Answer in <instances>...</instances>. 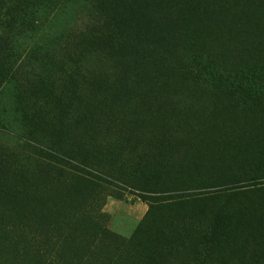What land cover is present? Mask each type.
I'll return each instance as SVG.
<instances>
[{
  "label": "rangeland",
  "instance_id": "rangeland-1",
  "mask_svg": "<svg viewBox=\"0 0 264 264\" xmlns=\"http://www.w3.org/2000/svg\"><path fill=\"white\" fill-rule=\"evenodd\" d=\"M0 123V264H264V0H0Z\"/></svg>",
  "mask_w": 264,
  "mask_h": 264
},
{
  "label": "trees",
  "instance_id": "trees-1",
  "mask_svg": "<svg viewBox=\"0 0 264 264\" xmlns=\"http://www.w3.org/2000/svg\"><path fill=\"white\" fill-rule=\"evenodd\" d=\"M90 6H92V9L94 10V12L95 11H101L104 8V3L103 2H100V3L93 2V4H90ZM131 6H132V4L130 2H126V3H124V4H122L120 6V9L121 10H125V9H127V8H129ZM100 15H103V14H100ZM131 21L132 22H135V19L134 18H131ZM3 132H4V126H3L2 123H0V133H3ZM263 180H264V178H257V179L250 180L249 181V184L250 185H247L246 187H248V188H255L257 186H261L263 184L262 183Z\"/></svg>",
  "mask_w": 264,
  "mask_h": 264
}]
</instances>
